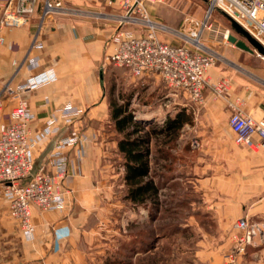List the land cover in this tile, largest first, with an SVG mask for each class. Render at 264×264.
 <instances>
[{
  "label": "crops",
  "instance_id": "obj_1",
  "mask_svg": "<svg viewBox=\"0 0 264 264\" xmlns=\"http://www.w3.org/2000/svg\"><path fill=\"white\" fill-rule=\"evenodd\" d=\"M65 1L81 10L103 9L93 0ZM5 2L0 0V17ZM104 9L111 10L109 7ZM112 28L103 27L102 20L84 15L55 13L41 22L38 2L35 11L21 24L7 25L0 30L3 38L0 45V94L3 98L0 121H11V109L15 103L11 90L15 91L29 77L40 72L48 71L47 76H53L52 80L32 89L21 90V96L27 100L34 114L30 124L32 135L36 136L47 127L55 128L34 145V170H51L49 159L60 137L76 132L87 136L82 144L66 145L61 149V154L67 158L68 169L63 184L69 190L68 196H73L74 203L80 208L73 215L65 208L42 212L33 207L34 241L24 245L28 259L58 257L62 240L75 235L83 213L100 201L102 190L121 174L120 169H114L116 161L106 160L112 159L113 155L119 156L117 133L111 117L114 99L107 96L101 69V66L109 64L104 57L111 46L104 38L113 32ZM158 36L174 44L181 43L180 39H169L160 32ZM34 38L42 43L41 48L31 47ZM203 43L216 50L215 39H203ZM231 44H224L221 51L217 50L223 59L220 58L206 72L204 102L200 106L193 103L192 108L197 114L192 116L191 123H185L180 129L174 150L177 152L182 148L184 138L190 133L191 140L196 143L192 149L198 155L196 171L206 172L201 176L204 179L202 184L216 189L208 207L216 216L217 236L222 238V243L210 247L208 252L213 255L208 262L264 264V248L258 245V235L234 261L229 262L226 258L234 245L230 230L241 217L262 225L260 236L264 241V140L254 136L250 146L235 143L228 125L227 108L229 99L239 97L245 111L255 119L264 118V67L249 64L244 54L251 53ZM30 60L33 61L30 63ZM139 82L141 87H137ZM132 84L135 89L129 94L128 108L133 105L132 108L140 107L143 111L141 107H147L148 112L135 114L132 110L134 119L154 122L156 115H149V103L160 97L163 88L167 87L155 74L133 75ZM181 96L185 98L183 94ZM115 102L120 104L118 99ZM176 102L181 106L187 104L179 98ZM62 255L59 258L63 259Z\"/></svg>",
  "mask_w": 264,
  "mask_h": 264
},
{
  "label": "rangeland",
  "instance_id": "obj_2",
  "mask_svg": "<svg viewBox=\"0 0 264 264\" xmlns=\"http://www.w3.org/2000/svg\"><path fill=\"white\" fill-rule=\"evenodd\" d=\"M207 9L208 2L205 0H165L150 4L148 16L153 21L182 33H188L193 21H203L200 38L215 39L216 51H221L222 45L230 44L225 37L226 30L228 33H235L222 13L213 9L208 15ZM103 27L114 28V23L103 21ZM123 29L136 32L137 27L128 24ZM160 33L169 39H179L170 32ZM109 38L110 34L104 39ZM244 56L249 64H260L264 67V57L256 52L246 53ZM220 58L223 59L222 56ZM101 69L107 96L114 99V102L118 99L120 104L125 103L131 90L135 89L132 88L133 75L121 67L112 66L111 63L101 66ZM157 81L163 86L160 80ZM137 85L142 86L140 82ZM173 94L168 87L163 88L160 97L149 103V115H156L153 120L159 124L166 116H173L179 108H186L192 116L197 114L192 108L193 102L182 97L181 93ZM178 98L187 103L186 106L176 102ZM130 107L135 114L148 113L147 107H141L143 111L140 107ZM145 119L148 120L146 117ZM73 135L84 137L75 142V145L87 140V136L81 132ZM191 139V134L188 133L182 148L176 152L174 147H171L166 159L161 157L160 150V143L165 138L153 139L151 162L155 173L154 180L160 191L158 203L148 201L145 204L133 205L125 200L121 158L117 155H113L112 159L106 158L110 162L116 161L112 162L114 169H120L121 174L108 188L102 190L100 201L83 213L75 235L62 240V250L54 259L26 258L24 245L34 241V232L30 239L24 236L0 189V264H210L208 258L213 254L208 250L222 243V238L217 236L216 216L208 207L211 206L212 194L216 189L202 184L204 179H201V176L206 175V172L201 169L196 171L195 160L198 155L197 151L192 149L194 140ZM62 191L65 196L62 208L76 215L80 206L74 203L73 196H68L69 190L67 187L65 189L64 184ZM233 244L235 245V242ZM258 245L264 248L260 233ZM61 255L64 256L63 259L59 258Z\"/></svg>",
  "mask_w": 264,
  "mask_h": 264
},
{
  "label": "built area",
  "instance_id": "obj_3",
  "mask_svg": "<svg viewBox=\"0 0 264 264\" xmlns=\"http://www.w3.org/2000/svg\"><path fill=\"white\" fill-rule=\"evenodd\" d=\"M103 9L81 10L65 0H6L0 17V30L4 26L19 25L35 11L40 2L41 22L48 16L60 13L84 15L114 23L108 42L111 49L104 60L114 66L128 70L132 75L155 74L173 93L183 94L196 105L204 102L203 88L206 72L220 59V54L207 47L200 38L203 21H191L188 33L167 27L148 16V5L165 0H93ZM109 7L107 11L104 8ZM219 8L239 23L252 37L264 46V0H208L207 14ZM137 30L123 29L125 25ZM158 32H170L181 40L174 44L163 40ZM228 34V30H226ZM227 38V36H225ZM0 34V45L2 43ZM40 41H34L32 48H41ZM33 60H30V63ZM48 71L29 77L19 85L12 96L15 103L11 109V121H0V189L7 200L11 215L18 221L24 236L33 237L32 208L42 211L60 209L65 203L62 191L63 179L67 173V158L61 154L66 145L79 142L82 136L67 135L57 139L55 150L49 159L51 170H34L32 149L37 140L55 128L42 129L32 135L31 121L34 114L21 90L32 89L53 79ZM228 125L237 144L252 145L253 137L264 140V118L255 119L243 108L239 97L229 99ZM3 98L0 94V112ZM73 112V111H72ZM192 144H196L193 141ZM262 225L241 217L233 224L232 238L235 245L226 255L229 262L235 255L243 253L253 239L261 232ZM240 233V234H238Z\"/></svg>",
  "mask_w": 264,
  "mask_h": 264
},
{
  "label": "trees",
  "instance_id": "obj_4",
  "mask_svg": "<svg viewBox=\"0 0 264 264\" xmlns=\"http://www.w3.org/2000/svg\"><path fill=\"white\" fill-rule=\"evenodd\" d=\"M111 117L117 133V153L121 158L122 181L125 186L123 198L133 205L148 201L158 203L160 191L152 170L151 141L165 138L160 143V150L161 157L166 159L171 147L175 148L182 126L191 123L192 114L181 108L173 116H166L160 124L156 121L144 123L134 119L126 100L123 104L111 102Z\"/></svg>",
  "mask_w": 264,
  "mask_h": 264
},
{
  "label": "water",
  "instance_id": "obj_5",
  "mask_svg": "<svg viewBox=\"0 0 264 264\" xmlns=\"http://www.w3.org/2000/svg\"><path fill=\"white\" fill-rule=\"evenodd\" d=\"M205 1L208 2V0ZM215 9L222 13L229 20L230 27L235 33L227 34V39L230 43L234 44L239 49H242L249 53L256 52L257 54L264 57V46L258 40L252 37L239 23H237L234 19L225 14L219 8Z\"/></svg>",
  "mask_w": 264,
  "mask_h": 264
},
{
  "label": "bare ground",
  "instance_id": "obj_6",
  "mask_svg": "<svg viewBox=\"0 0 264 264\" xmlns=\"http://www.w3.org/2000/svg\"><path fill=\"white\" fill-rule=\"evenodd\" d=\"M225 36H227V32H225Z\"/></svg>",
  "mask_w": 264,
  "mask_h": 264
}]
</instances>
